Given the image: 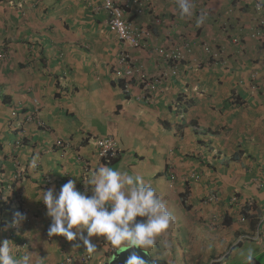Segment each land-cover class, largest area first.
Listing matches in <instances>:
<instances>
[{
    "label": "crops",
    "instance_id": "1",
    "mask_svg": "<svg viewBox=\"0 0 264 264\" xmlns=\"http://www.w3.org/2000/svg\"><path fill=\"white\" fill-rule=\"evenodd\" d=\"M256 1L192 0L185 18L176 0H153L137 16L127 9L152 32L146 49L130 50L148 76L164 67L161 50L192 48L178 75L143 103L135 86L126 96L116 83L121 46L102 0H1L0 242L11 241L18 258L31 255L29 264L85 255L87 263L68 264L108 263L101 237L90 238L89 253L78 239L48 235L40 193L58 195L72 179L92 195L87 180L105 164L142 175L172 212L171 227L142 249L156 264H244L239 252L249 248L264 264V36L248 34ZM202 12L210 16L197 27ZM227 22L229 34L244 30L240 52L221 30ZM202 42L234 62L215 65ZM100 137L117 144L110 162L96 155Z\"/></svg>",
    "mask_w": 264,
    "mask_h": 264
},
{
    "label": "clouds",
    "instance_id": "2",
    "mask_svg": "<svg viewBox=\"0 0 264 264\" xmlns=\"http://www.w3.org/2000/svg\"><path fill=\"white\" fill-rule=\"evenodd\" d=\"M176 6L181 18L193 16L192 0H176ZM256 8L264 11V0H257ZM205 18L206 13L202 12L198 15L196 26H201ZM229 42L232 46L239 47L238 52H240L242 38L238 43H231L230 40ZM204 46L207 47L206 43L202 42L203 52L209 53L211 62L214 61L215 65L222 69L229 68L220 50L215 48L211 50L207 47L205 51ZM189 47L191 50L190 45ZM1 57L3 54L0 53ZM117 78L116 75V83L125 94V84ZM253 85L255 88L260 87L258 80L254 81ZM141 102L144 103V101ZM86 185L90 187L92 195L77 190L75 181L72 179L61 186L58 195L51 188L40 192L42 203L46 207V215L51 218L49 236H62L67 241L78 239L89 253L96 252V245L90 239L93 236L104 237L111 246L117 249L121 247L149 249L155 246L157 238L165 233L174 221L172 212L158 195L156 188L146 183L140 174L99 164L91 171ZM14 215L18 219L24 218L19 212ZM16 222L17 220H14L13 224ZM80 246V243L74 245L77 248ZM14 248L16 247L11 241L0 242V264H29L31 255L25 254L22 258H18L13 251ZM254 254L251 248L241 249L239 252L244 264H254ZM125 264H145V261L133 251Z\"/></svg>",
    "mask_w": 264,
    "mask_h": 264
},
{
    "label": "built area",
    "instance_id": "3",
    "mask_svg": "<svg viewBox=\"0 0 264 264\" xmlns=\"http://www.w3.org/2000/svg\"><path fill=\"white\" fill-rule=\"evenodd\" d=\"M153 0H133L132 3L126 2L124 6L119 4L116 0H102L101 9L106 13L108 17V27L109 30L117 38L121 49L117 55V79L124 82L125 95L131 93V86H135L139 90V95L136 100L150 102L152 103L159 91L160 85L168 79L169 77H175L178 75L182 62L184 60V52L190 51L188 44L181 45L179 47H171L161 50L159 53L163 56V69L159 74L152 77L148 76L142 67L135 65L131 58L130 50H144L147 48V42L152 38V32L148 28L141 27L137 25L134 21L127 17V9L134 7L135 15L143 13L147 8H149ZM257 1L254 4V27L248 30V34L253 38H260L264 36V11H259L256 8ZM229 13L225 15L230 17L232 14V9H229ZM206 13V18L210 16L208 12ZM205 18V19H206ZM157 22H160L157 19ZM225 25H229L228 22L222 25V32L229 38L231 43H237L240 37L243 35L244 30H236L235 33L229 34L225 30ZM207 47L204 46L205 51ZM216 56V55H214ZM129 80V81H127ZM133 80V82H132ZM132 83V85H130ZM16 116L17 113H13ZM58 146L65 147L61 141H57ZM117 154V144L115 140L111 137H100L96 138V155L101 161L110 162L116 157ZM232 202H236V198H232ZM102 244L106 249V253L111 257L116 256V254L122 248H114L109 242L101 237ZM90 255L80 256V257H69L64 258L57 264H68L75 260H80L82 263H87L90 260ZM218 261H213L214 264Z\"/></svg>",
    "mask_w": 264,
    "mask_h": 264
},
{
    "label": "water",
    "instance_id": "4",
    "mask_svg": "<svg viewBox=\"0 0 264 264\" xmlns=\"http://www.w3.org/2000/svg\"><path fill=\"white\" fill-rule=\"evenodd\" d=\"M133 251H135L145 261V264H156L145 250L126 249L124 247H122V249L116 254V256L110 259V261H108V263L106 264H125L126 259Z\"/></svg>",
    "mask_w": 264,
    "mask_h": 264
},
{
    "label": "trees",
    "instance_id": "5",
    "mask_svg": "<svg viewBox=\"0 0 264 264\" xmlns=\"http://www.w3.org/2000/svg\"><path fill=\"white\" fill-rule=\"evenodd\" d=\"M0 1H1V0H0ZM262 37H263V36H262ZM262 37H260V38H258V39L255 38L254 40L261 41ZM241 38H242V36L240 37V39H241ZM238 42H240V40H239ZM238 42H237V43H238ZM263 46H264V45H263ZM225 62H226V64H227V66L230 67L231 64H232V62H234V61L231 62L230 59H225ZM230 62H231V63H230ZM137 219L139 220V218H137Z\"/></svg>",
    "mask_w": 264,
    "mask_h": 264
}]
</instances>
